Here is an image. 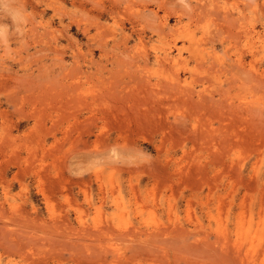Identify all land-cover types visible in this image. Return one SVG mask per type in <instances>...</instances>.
<instances>
[{
	"label": "rangeland",
	"instance_id": "obj_1",
	"mask_svg": "<svg viewBox=\"0 0 264 264\" xmlns=\"http://www.w3.org/2000/svg\"><path fill=\"white\" fill-rule=\"evenodd\" d=\"M0 264H264V0H0Z\"/></svg>",
	"mask_w": 264,
	"mask_h": 264
},
{
	"label": "bare ground",
	"instance_id": "obj_2",
	"mask_svg": "<svg viewBox=\"0 0 264 264\" xmlns=\"http://www.w3.org/2000/svg\"><path fill=\"white\" fill-rule=\"evenodd\" d=\"M248 31V30H247ZM145 55V54H144ZM140 57V56H139ZM241 59V58H240ZM145 62V61H144ZM159 63V62H158Z\"/></svg>",
	"mask_w": 264,
	"mask_h": 264
}]
</instances>
